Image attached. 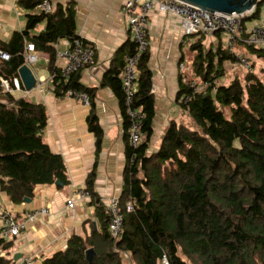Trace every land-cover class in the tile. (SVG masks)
I'll return each mask as SVG.
<instances>
[{"label": "trees", "instance_id": "trees-1", "mask_svg": "<svg viewBox=\"0 0 264 264\" xmlns=\"http://www.w3.org/2000/svg\"><path fill=\"white\" fill-rule=\"evenodd\" d=\"M43 1L18 0V5L31 12ZM263 2L259 0L250 20L258 19ZM25 17L24 30L14 32L7 42L0 41V53L8 55V60L0 56V192L15 205L32 198L39 185L68 184L62 158L49 150L41 135L47 123L44 106L14 99L1 86V79L10 85L19 79L25 43L48 55L55 94L72 89L90 96L75 74L64 79L54 66L55 44L79 37L73 4ZM42 24L44 30L30 37ZM191 36L197 41L191 45L187 77L206 86L192 95L188 83L180 81L177 99L189 119L172 120L155 150H150L155 101L147 52L138 64L133 102L143 114L142 141L136 148L128 142L121 77L113 71L105 77L118 91L126 130V165L119 196L122 237L117 241L109 237L107 215L90 181L87 190L100 229L71 236L63 250L40 264H164L163 257L167 264H264V49L239 42L236 52L241 51L251 71L237 63L244 73L239 75L237 70L231 77L223 66L236 63V58L222 42L206 46L204 35ZM128 44L125 57L134 49L131 41ZM184 95L192 97L180 103ZM89 129L100 137L94 117ZM127 202L132 203L130 212L125 211ZM12 243L13 239L0 238V264H16L8 259ZM90 249L94 254L88 260Z\"/></svg>", "mask_w": 264, "mask_h": 264}, {"label": "crops", "instance_id": "crops-1", "mask_svg": "<svg viewBox=\"0 0 264 264\" xmlns=\"http://www.w3.org/2000/svg\"><path fill=\"white\" fill-rule=\"evenodd\" d=\"M53 8L59 4H73L76 34L95 47L94 64L75 74L78 84L90 91V102L78 101L57 95L53 84L44 83L38 88V79H48V55L35 51L39 57L31 66L35 75V87L29 91L21 84L20 90L9 93L14 99L24 98L44 106L47 123L42 138L49 150L59 155L66 169L68 184L39 185L29 203L15 205L0 192V214L10 212L17 221H22L27 211L45 208L47 215L27 222L25 230L13 239L8 259L18 255L16 264L31 258L33 264L63 250L71 236L89 234L100 229L92 199L77 200L68 208L66 200L72 188H86L91 181V190L99 201L120 196L123 187V171L126 165V140L124 116L118 91L106 83L108 73L123 72V59L129 51L130 33L122 14L124 0H48ZM26 11L19 7L18 0H0V41L7 42L14 32L24 30ZM148 38L151 45L147 51V66L151 72L152 93L155 101L153 136L150 150H155L163 130L174 120L189 119L181 110L177 95L180 81H189L187 72L191 58V45L197 37L185 35L180 20L171 13L158 11L155 6L148 14ZM264 20V2L257 20L246 22L252 26ZM44 24L32 30L29 36L38 35ZM205 36V35H204ZM205 45H224V34L205 36ZM67 40L55 44L54 66L60 71L63 59L58 57ZM24 45V53L25 46ZM259 47L264 49V45ZM240 53L241 51L238 50ZM238 53V54H239ZM237 62L224 63L227 76L238 70ZM94 117L100 128V137L89 129Z\"/></svg>", "mask_w": 264, "mask_h": 264}, {"label": "built area", "instance_id": "built-area-1", "mask_svg": "<svg viewBox=\"0 0 264 264\" xmlns=\"http://www.w3.org/2000/svg\"><path fill=\"white\" fill-rule=\"evenodd\" d=\"M157 7L158 11L171 13L180 20V26L185 35L202 34L212 36L217 33L224 34V46L230 54L234 55L236 62L244 67L247 71L251 68L245 59L236 52V46L239 42L246 44L264 45V20L258 21L254 25L246 26V20L250 21L254 9L245 14H224L228 16H220L208 12H202L198 9L181 4L175 0H124L122 5V14L125 19L127 29L130 33V41L134 44L133 52L124 58V68L121 75V90L123 93V107L125 117L128 123V142L133 148H136L142 141V133L140 124L143 114L137 108L133 107L134 97L137 92V79L139 76L138 64L142 54L146 53L151 45L148 38V14ZM40 12L49 13L53 10L52 4L48 0H44L38 5ZM223 14V13H220ZM247 35L243 38L242 35ZM58 57L63 59L64 66L60 70V74L64 79L87 69L94 64L95 47L90 45L81 37L68 41L65 48L58 52ZM4 60H8V55L0 53ZM24 65L31 69L36 64L39 57L32 43L25 46ZM54 75H49L48 79H38V88L44 83H53ZM37 79V78H36ZM192 89V95L196 92L203 91L206 84L197 83L195 81H185ZM1 86L6 92L20 90L21 84L19 79H14L12 85L4 79H1ZM35 87V86H34ZM192 95H184L180 98V103H186ZM65 97L78 101L84 105L90 102L89 95L83 91L68 89ZM90 194L86 188H72L66 200L68 208H73L74 202L77 200H86ZM99 207L107 215V228L109 237L113 241H117L123 234L124 215L120 204L119 196L112 197L106 201H100ZM125 211H132V203L125 204ZM45 208L27 211L23 215L22 221H17L15 217L8 211L0 214V238L10 240L18 237L26 227L27 222L34 221L42 215H47ZM162 262L167 264L165 257ZM21 264H33L31 258H25Z\"/></svg>", "mask_w": 264, "mask_h": 264}, {"label": "water", "instance_id": "water-1", "mask_svg": "<svg viewBox=\"0 0 264 264\" xmlns=\"http://www.w3.org/2000/svg\"><path fill=\"white\" fill-rule=\"evenodd\" d=\"M181 4L198 9L202 12H208L220 16H228L224 14H245L255 8L259 0H175ZM223 13V14H220ZM19 79L23 88L27 91L34 88L36 78L32 70L23 65L18 70ZM56 185H60L57 181ZM30 199L25 198L24 203H29ZM94 252L92 249L87 251V259L90 260ZM18 261V255L13 258Z\"/></svg>", "mask_w": 264, "mask_h": 264}, {"label": "rangeland", "instance_id": "rangeland-1", "mask_svg": "<svg viewBox=\"0 0 264 264\" xmlns=\"http://www.w3.org/2000/svg\"><path fill=\"white\" fill-rule=\"evenodd\" d=\"M248 22H250V21H248ZM243 73H244V71L242 69H238V74L239 75H242Z\"/></svg>", "mask_w": 264, "mask_h": 264}]
</instances>
